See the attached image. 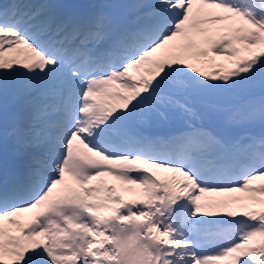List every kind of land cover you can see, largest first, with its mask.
I'll return each instance as SVG.
<instances>
[{
	"label": "snow or ice",
	"instance_id": "1",
	"mask_svg": "<svg viewBox=\"0 0 264 264\" xmlns=\"http://www.w3.org/2000/svg\"><path fill=\"white\" fill-rule=\"evenodd\" d=\"M0 264H264V0H0Z\"/></svg>",
	"mask_w": 264,
	"mask_h": 264
},
{
	"label": "rangeland",
	"instance_id": "2",
	"mask_svg": "<svg viewBox=\"0 0 264 264\" xmlns=\"http://www.w3.org/2000/svg\"><path fill=\"white\" fill-rule=\"evenodd\" d=\"M64 0H61V2H63ZM80 2H94V0H80ZM106 2H110L108 0H106ZM12 111V108L10 107V113ZM8 161H10L12 164L14 163V157L12 154V150L11 147H9V155H8Z\"/></svg>",
	"mask_w": 264,
	"mask_h": 264
}]
</instances>
